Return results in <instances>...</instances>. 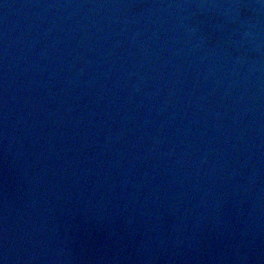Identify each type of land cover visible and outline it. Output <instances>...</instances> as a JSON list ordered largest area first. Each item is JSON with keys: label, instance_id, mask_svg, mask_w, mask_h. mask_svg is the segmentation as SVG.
I'll use <instances>...</instances> for the list:
<instances>
[{"label": "water", "instance_id": "95a60500", "mask_svg": "<svg viewBox=\"0 0 264 264\" xmlns=\"http://www.w3.org/2000/svg\"><path fill=\"white\" fill-rule=\"evenodd\" d=\"M0 264H264V0H0Z\"/></svg>", "mask_w": 264, "mask_h": 264}]
</instances>
